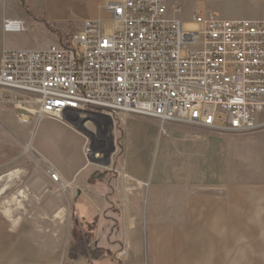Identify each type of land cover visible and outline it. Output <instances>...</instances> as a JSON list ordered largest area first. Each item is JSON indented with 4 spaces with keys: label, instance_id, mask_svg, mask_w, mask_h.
Segmentation results:
<instances>
[{
    "label": "built area",
    "instance_id": "1",
    "mask_svg": "<svg viewBox=\"0 0 264 264\" xmlns=\"http://www.w3.org/2000/svg\"><path fill=\"white\" fill-rule=\"evenodd\" d=\"M101 7L109 34L101 19H84L43 49L3 50L0 103L23 122L93 113L103 123L97 132L108 131L116 113L224 133L264 127V19L196 10L191 21L199 29L187 31L167 17L164 0H106ZM3 29L26 27L11 19Z\"/></svg>",
    "mask_w": 264,
    "mask_h": 264
},
{
    "label": "rangeland",
    "instance_id": "2",
    "mask_svg": "<svg viewBox=\"0 0 264 264\" xmlns=\"http://www.w3.org/2000/svg\"><path fill=\"white\" fill-rule=\"evenodd\" d=\"M22 1L16 0L23 9H27L25 0ZM5 2L6 0H0V15L4 12ZM96 2L97 0H65L71 21L68 32H71L74 26L77 27L80 20L90 15ZM164 2L167 8L173 4L181 8L178 16L185 20L184 29L187 31L199 29L198 23L189 20L190 12L196 8L211 9L219 17L235 18L262 17L260 14L264 10L260 0H164ZM31 17L40 24V27L29 26L23 21L26 29L20 33H4L5 21L2 23L0 17V59L5 49L46 47L43 46L45 38L48 37L45 33L48 34L50 31L42 22L37 21L42 18L32 15ZM102 30L109 34L112 23L103 21ZM66 35L64 34L62 38ZM184 52L182 50V53ZM17 113L10 105L0 103V190L6 189L0 194V211L3 212L7 208L10 210V217L4 215L8 219L16 218L18 214L23 220L19 232L12 234L9 231V223L0 214V264L73 262L71 260L74 258L70 256L69 251L74 245L77 233L85 234L74 209V205L81 209L80 196L78 197L80 193L84 195L87 203L94 201L101 205L105 197L98 192L106 189L105 191L110 193L107 196L110 205L107 206L116 213L102 217L106 219L102 229H107L108 225L112 226L113 235L104 239L116 247L105 262L134 264L133 261L136 260L133 256L134 251H137L143 260L145 240L141 235L139 242L135 246L130 243L127 251H124L127 246L125 241L129 227L134 228L140 224L143 228V220L141 218L139 220V217L145 207H155V203H161L163 207L176 204L180 206L182 197L191 194L217 195L218 192L224 191L225 185L231 181L240 182L242 186L264 183V127L246 133H224L191 125L163 124L144 116L116 113L112 117L110 130L106 132L96 130L97 126L103 125L102 122L98 120L86 122V129L92 133L87 137L73 129L66 119L64 121L48 119L56 125L83 135L82 154L87 172L83 178L77 177L68 182L66 188L59 182L47 186L50 192L58 191L60 200H57L61 201L59 203L65 208V214L61 213V219H55L54 215L49 220H42L41 209L43 206L46 207L48 201L44 199L36 201L28 184L30 180H36L42 169L48 177L53 169L33 145L35 141L40 143V134L36 128L41 121L32 118L23 122ZM41 130L48 131L49 134V137L43 140L47 149L56 151L62 145L71 146L74 143L66 131L49 123L41 126ZM110 144L114 146L110 154V165L103 167L88 161L85 155L87 147L89 149V146H94L98 149L95 154L102 155L99 150H108ZM130 166L134 168L138 166L140 176H133L129 171ZM14 169L23 171L19 181H16L18 175L11 176ZM93 172H96V175L91 177ZM127 174L133 178H127ZM137 180L141 184H138ZM49 195L47 198H50ZM154 195H157V198H153ZM84 228L87 230L89 227L84 225ZM37 229L41 230L28 242L33 235L31 230ZM122 233L124 238L116 240L115 238ZM114 241H118L116 243L119 245ZM33 258L42 260L33 261Z\"/></svg>",
    "mask_w": 264,
    "mask_h": 264
},
{
    "label": "crops",
    "instance_id": "3",
    "mask_svg": "<svg viewBox=\"0 0 264 264\" xmlns=\"http://www.w3.org/2000/svg\"><path fill=\"white\" fill-rule=\"evenodd\" d=\"M104 1L106 0H97L90 11V15L85 19L108 20L109 14L101 7ZM25 2L27 9H23L16 0H6L4 12H1L0 15L2 23L6 20L19 19L29 26H39L40 24L35 22L31 15L46 20L54 28V31H50L48 34L45 31L48 37L45 38L43 46L46 47L56 43L64 34H67L71 21L69 20L70 15L65 0H25ZM260 2L264 8V0H260ZM175 7L179 6L173 4L169 8L165 7L167 17L184 23L185 20L178 16L181 8L179 7L178 12H174ZM196 10L206 11L200 8L192 10L189 15L190 21L192 13ZM207 10L212 11L211 9ZM260 15L262 17L247 19H264V10ZM222 18L235 19V17ZM3 32L20 33L4 30ZM48 123L66 131L74 143L71 146L62 145L56 151L47 149V145L44 144L43 140L47 139L49 134L48 131H42L41 126ZM110 124H108L109 130L111 128ZM36 130L40 134V143L35 141L33 145L45 161L52 166L53 171L57 173L60 183H63L62 187H68V182H72L77 177L83 178V175L87 172L86 161L82 154L83 135L67 127L56 125L48 119L38 123ZM96 151H98L97 148ZM12 171L11 176L18 175L16 181H19L23 171L20 169ZM129 171L136 177L141 174L138 166L135 168L130 166ZM90 176L93 177L92 173ZM126 176L129 179L133 178L128 174ZM137 183L141 184L139 180H137ZM53 184L54 182L43 169L36 180H30L28 184L36 201L41 199L48 201V205L46 204V207L43 206L41 209L40 216L43 217L42 220H49L54 215L55 219H61V213L65 214V208L60 205L59 202L61 201L57 200H60L58 191L54 194L47 187ZM227 184L224 191L218 192L217 195L206 193L186 195L182 197L180 206L176 204L171 207H163L161 203H155V207H145L143 214L139 217V220L140 218L143 220V228L140 224L134 228L129 227L125 241L127 246H125L124 251H127L130 243L135 246L142 235L145 240L144 257L142 260L137 251H134L133 256L136 257V260L133 261L134 264H264V183L256 186H242L240 182L231 181ZM105 190L98 192L105 197L102 205L94 201L93 203H87L82 193L78 195V197L80 196V200H78L81 209L74 205L75 201L73 202L75 214L82 225L81 228L84 232L88 231L92 235L90 243L94 247L105 251V254L97 258L78 256L71 260L74 264H106V258L113 253L112 250L116 247L115 244L104 239V237L110 238V235H113L114 229L112 230V226L108 225L107 229H102L106 222V219L102 217L116 213L107 206L110 205V201L107 199L110 193ZM47 195L50 198H47ZM156 196L154 195L153 198H157ZM90 200L92 201V199ZM95 206L97 207L95 208ZM3 212L0 211V214L9 223L10 233L16 234L19 232L23 224L20 216L16 214V218L8 219ZM84 225L89 228L85 230ZM39 230L41 229L31 230L33 235L30 236L28 242L32 237H36V232ZM123 238L124 234L122 233L115 239L121 240ZM114 242L118 243V241ZM117 243L116 245H119ZM39 260L42 259L33 258V261Z\"/></svg>",
    "mask_w": 264,
    "mask_h": 264
},
{
    "label": "trees",
    "instance_id": "4",
    "mask_svg": "<svg viewBox=\"0 0 264 264\" xmlns=\"http://www.w3.org/2000/svg\"><path fill=\"white\" fill-rule=\"evenodd\" d=\"M22 1V0H21ZM23 2V1H22ZM42 22L46 29L53 32L54 30L51 28L50 24H48L45 20H37ZM92 239V235L90 232H86L85 234L77 233L75 237L74 245L71 247L69 254L72 258H76L78 256H86L88 258H97L100 255L105 254L104 250L98 249L93 245H90L89 242Z\"/></svg>",
    "mask_w": 264,
    "mask_h": 264
},
{
    "label": "water",
    "instance_id": "5",
    "mask_svg": "<svg viewBox=\"0 0 264 264\" xmlns=\"http://www.w3.org/2000/svg\"><path fill=\"white\" fill-rule=\"evenodd\" d=\"M86 114L87 115L85 117H82L79 120H75L72 117H66V122L69 123L72 126V128L75 129L76 131H79L83 135L90 137L92 135V133L86 129L85 123L88 121H90V122L94 121L93 118L88 115V114H93V113H86ZM94 114H96V113H94ZM98 115H100V114H98ZM101 116L107 118V116H105V115H101ZM89 150H90V154L87 156L88 160H90L92 162L97 161V162H100V165L108 166L110 164V154L113 152L114 146L112 144H110V147L108 150L100 149L99 151L102 154V157H100V158H94V154H95L94 146H89Z\"/></svg>",
    "mask_w": 264,
    "mask_h": 264
},
{
    "label": "bare ground",
    "instance_id": "6",
    "mask_svg": "<svg viewBox=\"0 0 264 264\" xmlns=\"http://www.w3.org/2000/svg\"><path fill=\"white\" fill-rule=\"evenodd\" d=\"M102 115H105V116H107V118H105V117H103L102 116V119H110V111H102ZM66 117H69V116H61V121H62V119H63V121L66 119ZM101 155L99 154H97V155H95V157H100ZM89 162H92V161H90V160H88ZM95 163H99V165H100V162H97V161H95ZM52 173H54L55 174V176H56V179H53L52 177H51V174H49V177H50V179L55 183V182H59L60 183V179H59V176L57 175V173L56 172H52ZM11 175V174H10ZM6 189L5 188H2L1 190H0V194H2L4 191H5ZM22 193V192H21ZM22 196H24L23 195V193H22ZM4 213L6 214V216H8V217H10V210L9 209H5L4 210Z\"/></svg>",
    "mask_w": 264,
    "mask_h": 264
},
{
    "label": "flooded vegetation",
    "instance_id": "7",
    "mask_svg": "<svg viewBox=\"0 0 264 264\" xmlns=\"http://www.w3.org/2000/svg\"><path fill=\"white\" fill-rule=\"evenodd\" d=\"M92 175H93V176H95V175H96V173H93Z\"/></svg>",
    "mask_w": 264,
    "mask_h": 264
}]
</instances>
